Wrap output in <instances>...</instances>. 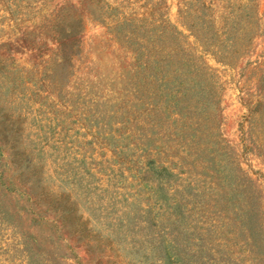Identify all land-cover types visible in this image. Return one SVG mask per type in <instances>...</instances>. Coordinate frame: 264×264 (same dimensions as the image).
<instances>
[{
	"label": "rangeland",
	"instance_id": "1",
	"mask_svg": "<svg viewBox=\"0 0 264 264\" xmlns=\"http://www.w3.org/2000/svg\"><path fill=\"white\" fill-rule=\"evenodd\" d=\"M246 13L250 51L233 67L203 53L221 90L187 117L211 115L221 145L178 140L169 85L155 97L127 39L172 24L194 47L193 23ZM0 130V264H264V0H0Z\"/></svg>",
	"mask_w": 264,
	"mask_h": 264
},
{
	"label": "trees",
	"instance_id": "2",
	"mask_svg": "<svg viewBox=\"0 0 264 264\" xmlns=\"http://www.w3.org/2000/svg\"><path fill=\"white\" fill-rule=\"evenodd\" d=\"M203 9H209L203 5ZM247 9L246 6H239L237 10ZM236 11H233L235 14ZM238 14V13H236ZM249 14L245 22L247 25L236 23L234 26L229 25L227 21L223 22L220 30L215 29L213 22H208L205 25L208 31H194L195 23L191 25L193 31L192 36L195 38L196 45L191 46L188 38L175 28L172 24L169 27H164L162 34L154 36L153 42L147 46L137 42L132 37L127 39V45L131 49V53L135 56L137 64L146 69L153 71L150 90L153 91L155 97L160 94L159 90L164 85H169V101L172 109V123L177 126L174 130L179 131L182 126L183 132H180L181 137L178 140L185 139L186 141L196 140L200 143L204 136L211 140L214 145H221L218 137L216 120L208 115L205 118L204 124L197 120L187 118L189 112H192L194 106H197L199 99L206 98L210 108L211 101L214 100L212 108L219 96L221 85L217 76L203 59V53L211 54L215 60L222 64L233 67L237 60H240L243 55L250 51L255 37V21H250ZM243 16L240 19L243 20ZM254 23V25H253ZM84 30V22L81 18L71 17V20L65 28L59 32L57 38L58 43V60L62 68H65L71 63V59L80 51V35ZM187 110V111H185ZM200 129L198 135L196 132H191V128ZM0 139L7 141V133L0 130ZM193 136V137H192ZM6 188L13 192L16 189V184L11 178L6 177ZM216 185L215 183H213Z\"/></svg>",
	"mask_w": 264,
	"mask_h": 264
}]
</instances>
